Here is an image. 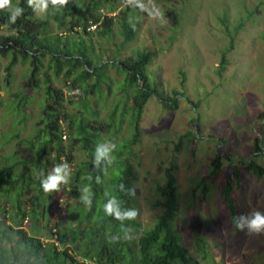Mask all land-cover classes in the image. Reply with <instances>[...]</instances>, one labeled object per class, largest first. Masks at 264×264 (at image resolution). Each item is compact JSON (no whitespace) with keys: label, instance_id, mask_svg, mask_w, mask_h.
<instances>
[{"label":"rangeland","instance_id":"rangeland-1","mask_svg":"<svg viewBox=\"0 0 264 264\" xmlns=\"http://www.w3.org/2000/svg\"><path fill=\"white\" fill-rule=\"evenodd\" d=\"M48 1L32 0L34 18L43 20L49 16ZM90 1L67 0L68 4L82 11L90 6ZM123 1L110 0L96 12V15L116 16L113 41L95 35L84 36V39L87 44L93 43V56L100 55L103 61L108 56L123 60L137 49L152 52L147 68L152 74L150 83H156L161 96L168 100V106H165L155 95L145 104L139 124V141L133 147V156L129 160L133 174L131 185L135 190L131 203L136 213L133 219L139 224L136 230L133 227L129 229L131 239L127 241L130 250L133 254L138 253V239L158 221L162 209L155 206L160 199L156 189L166 182L167 171L171 169L179 197L174 224L182 243L193 253L196 237L200 236L209 247L205 250L207 260H203L201 254L198 258L200 263L264 264V230L259 233H249L246 228L238 230L222 198V186L229 181L231 199L239 217H247L254 211L264 213V178L259 180L246 170L252 160L264 168V0H133L129 3H136L138 8L130 11L125 20L138 24L133 41L124 45L119 33L122 22L120 11L127 5ZM110 6L114 8L112 12H109ZM54 9L61 11L63 8L58 4ZM240 21L244 23V28L235 34L234 42H231L229 32L234 33ZM65 22L68 25L71 19L67 18ZM52 27L54 33L68 35V29H59L57 22L52 21ZM4 34L7 32L0 30V35ZM9 62L10 56L0 55V174L17 176L24 171L21 166L12 168L19 159L8 162L6 157L18 151L23 159L30 158L25 140L40 128L41 104L45 95L43 91L38 92L28 86L31 77L28 64L18 63L13 68L7 86L5 78ZM45 65L47 67V62ZM46 67L39 76L41 84L46 75L44 73L48 72L52 86L63 91L66 100L64 109L72 115L83 114L80 106L68 99L80 94V91L66 87L73 83V79H66L63 75L56 77ZM107 75V82L101 90L86 97L97 117H84L95 128L108 120L116 107L119 108L112 132L104 130L97 143L108 150V160L113 161L112 152H117L116 146L123 139L133 136L129 116L120 128L117 126L124 107L130 114L132 100H127L131 90H122L123 74L109 66ZM93 83L94 80H90L89 84ZM172 100H177L176 108H172ZM70 101L80 104L81 98L75 97ZM13 105L17 106L18 114H14ZM192 116L196 122H192ZM11 134L15 137L7 140L6 136ZM257 139L261 140L259 146L256 145ZM80 145L76 144L73 151L74 162L64 168L54 161V150L49 148V155L29 169L30 179L25 183V193L21 196V207L28 213L22 228L31 233L29 213L37 208L36 198H41L39 205L42 206L51 195L52 216L48 224L46 217L39 219L37 227L41 230L37 235L44 244L54 242L58 250L64 246L58 236L49 237L47 227L63 220L68 206L80 204V198L70 199L68 194L75 171L80 163L88 160L87 151ZM257 147L261 148L260 152L256 151ZM216 154L221 156L222 166L213 175L212 161ZM124 156L128 153L125 152ZM47 162H50L48 166ZM112 163V166L115 165V161ZM57 166L63 168L64 182L59 185V192L45 193L40 177L55 175ZM235 168L239 172L238 177L235 176ZM203 181L206 191L201 185ZM10 186L9 180L0 186V210L6 211L5 216L3 211L0 213V220L6 224H11L9 216L18 211L11 200L16 195V185L13 191L7 193L6 189ZM83 204L86 206L87 202ZM40 207L36 209L38 213L41 212ZM84 239L82 237L76 242H73L72 236L64 239V249H68L74 259L69 264H100L81 256ZM79 245L80 251L76 248ZM126 263L133 264L130 259H126Z\"/></svg>","mask_w":264,"mask_h":264},{"label":"trees","instance_id":"trees-1","mask_svg":"<svg viewBox=\"0 0 264 264\" xmlns=\"http://www.w3.org/2000/svg\"><path fill=\"white\" fill-rule=\"evenodd\" d=\"M109 1L91 0L90 6L85 11L67 2L64 5L59 4L63 8L60 11L54 9L58 4H53L49 0V16L41 20L33 17L32 0L30 6L29 0H11L12 7H19L23 10L15 23L10 22L12 13L8 9L0 10V30L7 32V34L0 35V55L10 56V62L6 66L5 81L7 86L10 84L13 68L18 63L28 64L31 72L28 86L35 91H43L45 95L41 104L43 110L40 128L32 137L25 140L30 158L23 159L21 152L18 151L6 157L8 162H14L15 158H18L19 160L12 165V168L21 166L24 171L17 176H10L7 173L0 174L1 187L8 180L11 183V186L6 189L7 193L13 191L14 185H16V195L11 200L14 203L13 207L18 210L15 215L9 216L11 224L0 220V264H69L74 259L68 249H64L66 246L64 239L68 236H72L73 242L82 237L85 238L84 245H81V248H84L82 254L80 253L81 256L100 264H127L126 259L132 260L133 264H201L198 260L201 254H203L202 259L207 260L205 250L209 247L202 241L203 239H200V236L196 237L193 242L195 248L193 253L182 243L176 230L174 222L178 212L179 197L171 169L167 171L166 182L156 189L160 199L157 200L155 206L162 209V213L154 226L145 230L138 239V253L133 254L129 241L124 239L125 236H130L129 229L131 227L136 230L139 225L133 218H128L127 214L134 212L131 203L135 196V190L133 191L131 185L133 174L129 160L133 156V147L139 141L141 133L139 124L143 108L147 101L155 95L165 103V106H168V100L161 96L156 83H150L152 74L148 73L147 68L150 65L151 57H153L152 52L137 49L123 60H115L113 56H108L103 61L100 55L93 56L95 52L93 43L87 44L84 36L95 35L108 41L114 40L116 16L96 15V12L104 8L105 3ZM123 2H126L127 5L120 11L122 22L119 33L123 37L122 44L124 45L133 41L135 27L138 24L136 21H126L125 17L130 11H135L138 5L129 3H133V0H124ZM113 10L114 8L110 6L109 12ZM67 18L71 19L68 25L65 22ZM52 21L58 23L59 29H68L66 31L68 35L54 33ZM224 21L223 23L227 26V21ZM240 22L234 28V33L229 32L231 42H234L235 34L244 28V23ZM92 26H95L94 30L91 29ZM45 62H47V67ZM109 66L123 74L122 90L126 92L131 90L127 94V100H132V105L129 106L130 114L124 107L119 115L120 124L117 126L120 128L126 116H129L133 136L123 139L116 146L117 152H112L113 161H115L113 166V161H109L106 155L108 151L104 155L100 154L106 148L97 143L104 130L112 132L115 124L114 117L119 108L116 107L109 119L102 121L95 128H93V123L89 124L84 117V115L97 117V112L90 109L86 97L95 91H100L103 84L107 82ZM45 67L47 71L52 70L56 77L63 75L66 79H73V83L66 87L70 90L80 91V94L75 97L81 98V101L80 104H77L70 101L75 97H68V99L72 104L79 105L83 114L72 115L64 109L66 100L63 91L52 86L53 81L48 72L44 73L46 75L41 84L39 76ZM92 79L94 83L90 85L89 82ZM42 85H44L43 89ZM171 102L174 104L172 108H176L177 100ZM13 107L16 110L17 106L13 105ZM21 107L22 105H20ZM13 112L18 114L17 110ZM193 121L196 122L192 116ZM260 122L257 121V123ZM14 137L13 134L6 136L7 140ZM64 138L68 140L66 141ZM67 142L68 144L65 145ZM256 143L259 146L261 140L257 139ZM76 144H81V148L88 153V160L80 163L72 177L69 185L71 188L68 191L70 199L80 198V204L73 207L68 206L67 215L62 217L63 220L47 227V230L50 231L49 237L58 236V240L64 246L63 249L58 250L54 242L44 244L41 237L37 235L41 230L37 227L39 219L46 217L48 224L49 217L52 216L51 195L46 198L47 201L42 206L39 205L41 198H36V207L41 206V212L38 213L36 208L29 213L32 219L31 233H27L22 228V222L25 221L28 213L23 210L20 201L21 196L25 193V183L30 179L29 169H32L35 163L39 164L47 154L49 155L48 149L54 150V161L64 168L65 165L67 167L74 162L73 151ZM260 150V147L256 148V151L260 152ZM125 152L128 153V156H124ZM49 164L50 162H47V166ZM212 166V174L215 175L222 166L219 154H216ZM246 170L257 176L259 180L264 178V168L253 160L249 162ZM235 176H239L237 168H235ZM203 182L201 185H204L203 191H206V184ZM222 190V198L228 205L233 223V217L239 218V216L231 199L232 189L229 181L225 182ZM43 194L44 192L41 191V195ZM83 202H87V205L84 206ZM109 202H113V206L119 211V218L114 214L105 213L104 206ZM2 211L3 209L0 210V213ZM5 214L4 209L3 215L5 216ZM73 215L74 218H72ZM74 223L76 224L74 225ZM82 225L84 228H81ZM7 244H9L8 247ZM76 248L78 251L81 250L80 245Z\"/></svg>","mask_w":264,"mask_h":264},{"label":"clouds","instance_id":"clouds-1","mask_svg":"<svg viewBox=\"0 0 264 264\" xmlns=\"http://www.w3.org/2000/svg\"><path fill=\"white\" fill-rule=\"evenodd\" d=\"M43 3V0H41ZM53 4H61L64 5L67 3V0H51ZM31 4V0H29V6ZM46 7V4H44ZM8 9L12 14L10 16V22L15 23L16 19L22 14L23 10L19 7H12L11 0H0V10ZM108 150L106 149L104 152H101V155H104ZM66 167V165H65ZM55 175L49 176L47 178H43L41 175L40 183L43 191L45 193L50 192H59L60 188L59 185L64 182V176L62 175L63 168L57 166L55 168ZM104 211L106 214H114L118 218L120 217L119 211L113 206V202H109L107 205L104 206ZM136 213L131 212L127 214V217L132 219L135 218ZM234 226L243 231L245 228L248 230L249 233H259L264 230V213L259 211L252 212L249 216L244 217L241 216L239 218L233 217ZM125 240L131 239V237L125 236Z\"/></svg>","mask_w":264,"mask_h":264},{"label":"built area","instance_id":"built-area-1","mask_svg":"<svg viewBox=\"0 0 264 264\" xmlns=\"http://www.w3.org/2000/svg\"><path fill=\"white\" fill-rule=\"evenodd\" d=\"M91 29H92V30L95 29V26H92Z\"/></svg>","mask_w":264,"mask_h":264}]
</instances>
